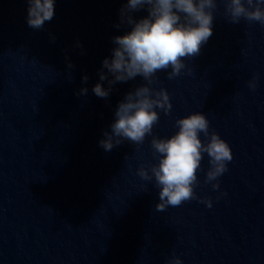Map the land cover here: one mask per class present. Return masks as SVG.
<instances>
[{"label": "water", "instance_id": "1", "mask_svg": "<svg viewBox=\"0 0 264 264\" xmlns=\"http://www.w3.org/2000/svg\"><path fill=\"white\" fill-rule=\"evenodd\" d=\"M126 3L55 0L53 19L33 29L27 0H0V264H264V27L230 23L218 2L200 54L171 80L170 68L156 74L172 110L157 109L153 135L169 138L177 119L200 112L233 155L217 190L205 183L206 153L201 161L194 191L211 208L193 199L158 212L160 189L137 171L158 163L152 136L100 145L119 103L146 83L92 91L109 87L99 73L113 37L131 30L120 24Z\"/></svg>", "mask_w": 264, "mask_h": 264}, {"label": "clouds", "instance_id": "2", "mask_svg": "<svg viewBox=\"0 0 264 264\" xmlns=\"http://www.w3.org/2000/svg\"><path fill=\"white\" fill-rule=\"evenodd\" d=\"M29 4L27 24L33 29H42L46 21L55 15V0H27ZM218 2L225 5L224 15L230 23L241 20L257 22L264 27V0H127L120 10V24L127 23L131 30L124 35L113 37L116 47L112 57L102 61L100 81H108L106 89L97 83L92 91L100 98H107L111 86L117 82H127L142 77L146 83L126 94L115 111V121L111 132L104 133L100 141L105 151L124 140L143 144L147 136H152L151 148L158 163L150 169L140 167L138 175L146 180L154 179L159 191L158 212L168 206L177 207L185 201L200 199L196 196L197 172L206 153L209 169L205 183H211L213 190L219 189L218 177L228 171L227 164L233 155L229 144L215 131L209 130V120L200 112H194L175 121L178 131L169 138L153 135V127L159 123V109L165 115L172 110L170 95L164 88L153 87L159 80L157 73L168 70L169 80L179 76L187 66L186 58L200 54L202 45L213 35L214 12ZM147 9V17L135 20L131 13ZM120 24L116 27L119 28ZM54 40L55 37H52ZM69 68L72 65L69 63ZM107 70V73L103 71ZM189 72L191 70L189 69ZM109 74L112 79H109ZM83 81L88 77L84 76ZM256 79L248 82L255 90ZM81 95L87 89L80 90ZM207 138L204 143L200 134ZM151 173V174H150ZM207 207H212L210 199H200ZM166 264H182L179 257L173 256Z\"/></svg>", "mask_w": 264, "mask_h": 264}]
</instances>
